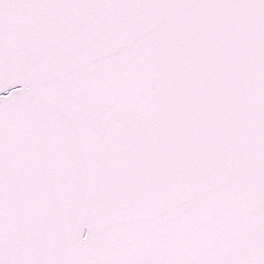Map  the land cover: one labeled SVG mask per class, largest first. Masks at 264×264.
Returning <instances> with one entry per match:
<instances>
[{
    "label": "snow or ice",
    "instance_id": "snow-or-ice-1",
    "mask_svg": "<svg viewBox=\"0 0 264 264\" xmlns=\"http://www.w3.org/2000/svg\"><path fill=\"white\" fill-rule=\"evenodd\" d=\"M0 264H264V0H0Z\"/></svg>",
    "mask_w": 264,
    "mask_h": 264
}]
</instances>
